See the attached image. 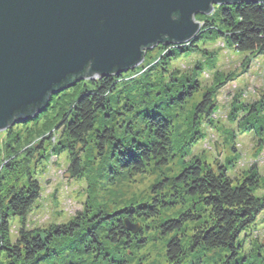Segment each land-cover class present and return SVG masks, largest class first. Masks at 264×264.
<instances>
[{
    "label": "rangeland",
    "instance_id": "1",
    "mask_svg": "<svg viewBox=\"0 0 264 264\" xmlns=\"http://www.w3.org/2000/svg\"><path fill=\"white\" fill-rule=\"evenodd\" d=\"M220 7L214 4L211 14L195 16L201 32L193 41L181 45L187 49L171 53L165 48L174 45L158 44L145 52L141 64L116 76L118 84L110 93L112 107L121 113L111 118L114 111L110 109L111 120L108 117L103 125L120 136L129 129L143 138L149 135L147 126L136 112L143 107L144 94L148 101L164 97L159 108L171 125L175 144L174 154L165 164L147 166L142 174L115 169L109 178L105 160L92 142L85 149V176L80 179L70 175L66 147L72 142L60 120L69 102L90 80H81L52 95L47 107L35 117L0 131V191L8 187L7 182L20 177L28 180L31 176L40 187L39 199L25 222L21 224L17 217L10 220L12 243L22 226L45 229L51 224L66 223L78 213L84 215L96 209L123 211L128 206L142 205L156 194L154 184L168 181L183 170L184 163L194 160L214 168L220 164L231 178L242 179L248 171H254L259 177L257 194H264V54L235 52L210 31L214 26H206L207 20L218 23ZM124 83L134 86L129 94L122 88ZM206 93L213 101V112L205 120L195 115L194 108ZM9 163L11 170L6 169ZM181 208L177 204L162 210V219L176 217ZM146 225L142 233L145 242L134 248L127 264H168V238L159 232L156 221L147 220ZM192 228V223L184 228L186 248ZM241 236L238 255L247 264H264V209ZM188 256L195 258L187 264H221L225 260V252L197 251L188 253L182 263ZM0 264H6L2 256Z\"/></svg>",
    "mask_w": 264,
    "mask_h": 264
},
{
    "label": "trees",
    "instance_id": "2",
    "mask_svg": "<svg viewBox=\"0 0 264 264\" xmlns=\"http://www.w3.org/2000/svg\"><path fill=\"white\" fill-rule=\"evenodd\" d=\"M212 25L210 31L235 52L264 54V4L244 2L222 6L218 23L207 20L206 26ZM185 48L170 46L165 50L180 53ZM118 80L116 76H108L86 81L89 84L85 83L61 117V127L72 142L66 147L68 172L72 177L85 176V149L92 142L99 157L105 160L109 178L119 169L142 174L147 166L165 164L174 154L171 125L159 108L164 97L148 101L149 97L140 88L144 94L143 107L138 108L136 114L141 115L140 119L147 126L149 135L146 138L129 129L120 136L113 128L103 125L108 121L110 109L114 111L111 118L121 113L116 112L118 110L110 102V93ZM122 86L128 94L130 88L134 89L129 83ZM212 103L206 93L195 106V115L206 120L213 112ZM29 155L36 160V155ZM6 166L7 170L12 169L11 163ZM182 169L168 181L154 184L156 194L142 205L128 206L123 211L96 209L84 215L78 213L66 223L51 224L45 229L30 230L22 226L13 243L9 239L10 220L17 217L21 224L25 222L39 199L40 187L31 176L28 180L20 177L10 184L7 182L8 187L0 191V256L6 264H127L134 248L145 242L142 233L148 228L147 220H153L159 232L168 238V264H181L188 253L197 251L225 252L221 264H247L238 255L241 235L264 209V194H257L259 177L256 172L248 171L242 179L231 178L222 165L214 168L200 160L184 163ZM177 204L182 207L178 215L162 219L160 212ZM189 223L193 228L186 248L183 236ZM129 225L134 229H129ZM193 258L188 256L182 264L190 263Z\"/></svg>",
    "mask_w": 264,
    "mask_h": 264
},
{
    "label": "water",
    "instance_id": "3",
    "mask_svg": "<svg viewBox=\"0 0 264 264\" xmlns=\"http://www.w3.org/2000/svg\"><path fill=\"white\" fill-rule=\"evenodd\" d=\"M264 0H0V131L81 80L119 76L161 44L181 46L213 5ZM129 225V229H134Z\"/></svg>",
    "mask_w": 264,
    "mask_h": 264
}]
</instances>
